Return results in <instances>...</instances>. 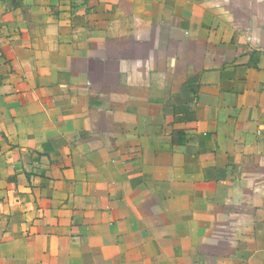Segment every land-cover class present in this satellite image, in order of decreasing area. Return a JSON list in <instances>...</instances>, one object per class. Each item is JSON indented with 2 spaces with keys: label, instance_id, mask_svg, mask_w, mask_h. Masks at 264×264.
<instances>
[{
  "label": "crops",
  "instance_id": "obj_1",
  "mask_svg": "<svg viewBox=\"0 0 264 264\" xmlns=\"http://www.w3.org/2000/svg\"><path fill=\"white\" fill-rule=\"evenodd\" d=\"M0 264H264V0H0Z\"/></svg>",
  "mask_w": 264,
  "mask_h": 264
}]
</instances>
